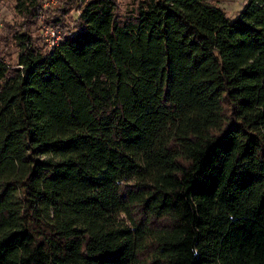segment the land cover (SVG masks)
<instances>
[{
  "label": "trees",
  "instance_id": "obj_1",
  "mask_svg": "<svg viewBox=\"0 0 264 264\" xmlns=\"http://www.w3.org/2000/svg\"><path fill=\"white\" fill-rule=\"evenodd\" d=\"M57 1L0 26V264H264V0Z\"/></svg>",
  "mask_w": 264,
  "mask_h": 264
},
{
  "label": "rangeland",
  "instance_id": "obj_2",
  "mask_svg": "<svg viewBox=\"0 0 264 264\" xmlns=\"http://www.w3.org/2000/svg\"><path fill=\"white\" fill-rule=\"evenodd\" d=\"M212 1H215L224 10L225 16L228 18H233L239 12V10L241 9L242 5L245 2V0H212ZM131 2L132 0H116L120 12H124L126 9H128ZM13 5H14V0H0V26L3 24V22L12 23L18 21V17H16V15L14 14ZM57 6H58L57 0H41L40 2V7L46 11L47 9H55L57 8ZM70 16L71 18H75L76 13L71 12ZM41 20L42 17L40 16L37 21L38 25L41 23L40 22ZM0 49H2L1 46ZM13 59H14V50L13 48H10L9 57L6 60L7 62H11L13 61Z\"/></svg>",
  "mask_w": 264,
  "mask_h": 264
},
{
  "label": "built area",
  "instance_id": "obj_3",
  "mask_svg": "<svg viewBox=\"0 0 264 264\" xmlns=\"http://www.w3.org/2000/svg\"><path fill=\"white\" fill-rule=\"evenodd\" d=\"M36 33L45 50H50L60 40V34L58 30L48 24L40 23L37 26Z\"/></svg>",
  "mask_w": 264,
  "mask_h": 264
}]
</instances>
